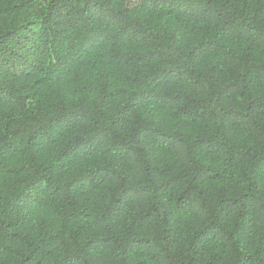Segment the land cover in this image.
<instances>
[{
	"label": "trees",
	"instance_id": "trees-1",
	"mask_svg": "<svg viewBox=\"0 0 264 264\" xmlns=\"http://www.w3.org/2000/svg\"><path fill=\"white\" fill-rule=\"evenodd\" d=\"M0 264H264V0H0Z\"/></svg>",
	"mask_w": 264,
	"mask_h": 264
}]
</instances>
